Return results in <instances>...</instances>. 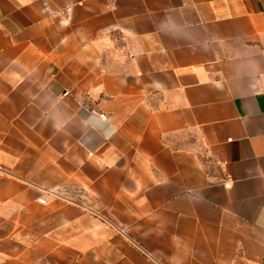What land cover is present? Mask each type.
I'll return each instance as SVG.
<instances>
[{"label": "crops", "instance_id": "1", "mask_svg": "<svg viewBox=\"0 0 264 264\" xmlns=\"http://www.w3.org/2000/svg\"><path fill=\"white\" fill-rule=\"evenodd\" d=\"M0 264H264V0H0Z\"/></svg>", "mask_w": 264, "mask_h": 264}, {"label": "built area", "instance_id": "2", "mask_svg": "<svg viewBox=\"0 0 264 264\" xmlns=\"http://www.w3.org/2000/svg\"><path fill=\"white\" fill-rule=\"evenodd\" d=\"M45 192H49L51 193L52 195L54 196H59L57 193L51 191V190H48V189H44ZM37 201L40 202V203H44V198L42 196L38 197L37 198ZM119 232H122V229L118 228V227H115Z\"/></svg>", "mask_w": 264, "mask_h": 264}]
</instances>
